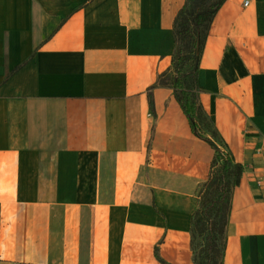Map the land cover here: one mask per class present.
Returning <instances> with one entry per match:
<instances>
[{
  "label": "crops",
  "instance_id": "0c3cea01",
  "mask_svg": "<svg viewBox=\"0 0 264 264\" xmlns=\"http://www.w3.org/2000/svg\"><path fill=\"white\" fill-rule=\"evenodd\" d=\"M185 1L0 0V264H193L213 151L172 88ZM196 99L243 168L224 264H264V0L220 7Z\"/></svg>",
  "mask_w": 264,
  "mask_h": 264
},
{
  "label": "trees",
  "instance_id": "16d2710c",
  "mask_svg": "<svg viewBox=\"0 0 264 264\" xmlns=\"http://www.w3.org/2000/svg\"><path fill=\"white\" fill-rule=\"evenodd\" d=\"M226 0H219L213 5H204L203 8L199 7L198 0H186L185 4L177 14L174 24H173V35L175 41V54L173 57V71L174 78L172 80V88L174 90V96L178 104L180 105L184 115L186 116L192 133L200 138L198 131L200 130V114L206 116L201 108L197 104L196 92H197V69L199 57L202 53V47L204 45L207 33L202 38L199 46V57L196 63L195 70V78H194V88L190 87L184 77L181 76L182 69L186 66L188 60L190 59L189 54H183L182 49L185 47H192L194 44L186 45L184 41L193 38L194 32L196 28L202 26L205 21L212 20L214 14L220 9V7L225 3ZM191 55V53H190ZM150 107L153 108V103L150 100ZM207 117V116H206ZM208 119V118H207ZM209 120V119H208ZM210 122V120H209ZM211 126L212 123L210 122ZM212 129L214 133L217 135V132ZM213 147H215L210 141H208ZM227 148L228 145L223 142ZM222 157L221 153H217V156L213 160L212 163L216 159H220ZM233 163V166H229V162ZM213 167V166H212ZM222 170L226 171L227 175V187L231 183V188L228 196V203L226 205V225L228 222V215L230 212V198L232 191L235 187H237L240 183V179L242 176V165L235 162L232 154L228 148V154L226 157V161L222 162L219 166V172ZM229 176V178H228ZM232 176V179L230 177ZM217 180V174L211 171L209 175V179L205 187H210ZM223 193H226L228 190L223 189ZM208 207L205 201H201L200 205L194 211L191 217V251H192V262L193 264H223V248L219 245V233L217 231L216 222H209L208 217ZM198 235L205 236V245L202 248H198L194 242ZM155 254L157 259L160 262H163L157 253V248L155 249Z\"/></svg>",
  "mask_w": 264,
  "mask_h": 264
},
{
  "label": "rangeland",
  "instance_id": "374dc122",
  "mask_svg": "<svg viewBox=\"0 0 264 264\" xmlns=\"http://www.w3.org/2000/svg\"><path fill=\"white\" fill-rule=\"evenodd\" d=\"M218 1L219 0H198V3H199V7L203 8L204 5H213ZM217 12L214 14L212 20L205 21V23L199 28L195 27L196 31L194 32L193 38L184 41V44L186 45L194 44V46L192 47L191 46L186 48L184 47L182 49L183 54H189L190 59L188 60L186 66L182 69L181 76L184 77L188 85L192 88H194L195 70H196V63L199 57L200 42L207 33V31L210 29V26L214 21ZM198 134L200 135L199 139L205 141L213 151V159L210 164L207 179L203 183H201L197 188L198 206L200 205L201 201H205L208 207L209 222H216L217 224L216 229L220 236L219 245L223 248V252H224L222 258V262L224 264V255H225V246H226V234H225L226 210H227L226 205L228 203V196L231 188L230 187L231 183L227 187H225L227 184L226 171L222 170L221 172H219V166L220 164H222V162L226 161L228 148L222 142V140L219 137H217V135L214 133L209 120L203 114H200V130L198 131ZM208 141H210L215 147H213ZM217 153H221L222 157L220 159H216L214 163H212L215 157L217 156ZM212 166L214 167V173L217 174V180L214 181L212 186L205 187V184H207L208 182L209 175L211 171H213ZM229 166H233V163L229 162ZM230 179H232V176L230 177ZM225 188L228 191L226 193H223L224 191L223 189ZM80 198L82 200H90L91 192L90 191L80 192ZM194 244L198 248H202L205 245V236L198 235Z\"/></svg>",
  "mask_w": 264,
  "mask_h": 264
},
{
  "label": "built area",
  "instance_id": "2783aa9c",
  "mask_svg": "<svg viewBox=\"0 0 264 264\" xmlns=\"http://www.w3.org/2000/svg\"><path fill=\"white\" fill-rule=\"evenodd\" d=\"M245 3H247V2H245Z\"/></svg>",
  "mask_w": 264,
  "mask_h": 264
}]
</instances>
